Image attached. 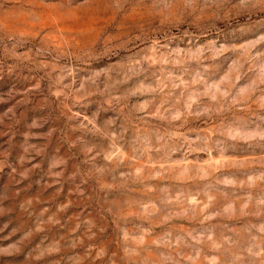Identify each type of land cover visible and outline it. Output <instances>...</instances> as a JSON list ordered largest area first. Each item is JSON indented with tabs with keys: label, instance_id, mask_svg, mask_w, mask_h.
Wrapping results in <instances>:
<instances>
[{
	"label": "rangeland",
	"instance_id": "rangeland-1",
	"mask_svg": "<svg viewBox=\"0 0 264 264\" xmlns=\"http://www.w3.org/2000/svg\"><path fill=\"white\" fill-rule=\"evenodd\" d=\"M0 264H264V0H0Z\"/></svg>",
	"mask_w": 264,
	"mask_h": 264
}]
</instances>
